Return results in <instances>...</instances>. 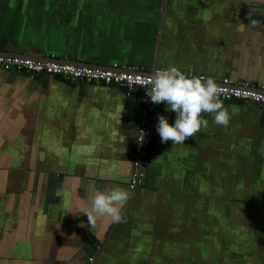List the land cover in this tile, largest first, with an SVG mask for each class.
Masks as SVG:
<instances>
[{
  "label": "crops",
  "instance_id": "obj_1",
  "mask_svg": "<svg viewBox=\"0 0 264 264\" xmlns=\"http://www.w3.org/2000/svg\"><path fill=\"white\" fill-rule=\"evenodd\" d=\"M240 6L0 0V51L263 87L264 32ZM10 76L0 69V264H264V108L161 96L148 184L131 194L141 93Z\"/></svg>",
  "mask_w": 264,
  "mask_h": 264
},
{
  "label": "built area",
  "instance_id": "obj_2",
  "mask_svg": "<svg viewBox=\"0 0 264 264\" xmlns=\"http://www.w3.org/2000/svg\"><path fill=\"white\" fill-rule=\"evenodd\" d=\"M122 68L133 71L130 67ZM0 69L16 75L33 74L62 77L69 81L99 83L108 88H124L127 89L128 94L141 93L143 107L137 135L139 146L132 156L133 171L128 185L131 194L141 187L142 179L145 176V147L150 143L149 137L155 125L162 95L179 96L188 101L235 102L264 108V94L233 88V83L229 79L222 80L220 84L208 85L206 83L209 80L205 77H200L196 81L185 76L171 78L170 73L166 70H157L155 77H150L132 72L78 67L2 55H0Z\"/></svg>",
  "mask_w": 264,
  "mask_h": 264
},
{
  "label": "water",
  "instance_id": "obj_3",
  "mask_svg": "<svg viewBox=\"0 0 264 264\" xmlns=\"http://www.w3.org/2000/svg\"><path fill=\"white\" fill-rule=\"evenodd\" d=\"M240 12H241V18H243L244 20H246L247 22H250L251 26L257 30H260L262 32H264V0H241V6H240ZM0 55L2 56H7V57H13V58H22V59H30L32 57H27V55H19V54H15V53H10V52H6V51H0ZM31 60H35V61H44V62H56V63H61V64H68V65H73V66H78V67H90V68H98V69H102V70H115V71H119V72H132L135 74H142L144 76H150V77H155V76H151V73H144L142 71H138V70H133L131 71V69H123L122 67H100V66H96V65H90L88 63H83V62H78V61H62L59 59H55V58H44V59H31ZM40 76V75H37ZM14 78H16V74L12 73L10 76V81H12ZM57 79L63 80L62 77H56ZM171 78H178L175 76H171ZM193 81H196V79H191ZM206 84L208 85H216V84H220V83H215L212 81H208ZM233 88L236 89H242V90H249V91H255V92H259L264 94V86L263 87H258V85L256 86H236L235 84L232 85ZM122 91L127 92V89L124 88H120ZM137 93V92H134ZM164 97H167L168 99H173V101L175 102H179V103H187L188 100L183 99L179 96H170V95H162ZM262 119L264 121V109H263V113H262ZM157 133L155 132V125L154 128L151 132V135L149 137L150 143L149 145H147L145 147V167H144V178L142 179V184L141 186H145L148 184V179H147V171H148V162H149V155L151 152V147L152 145L157 146V143H153L154 141H156V137H157ZM101 243L98 242L94 237H90V241L88 242V245L86 247V251L89 252V254L95 258L96 254L98 253L99 249H101Z\"/></svg>",
  "mask_w": 264,
  "mask_h": 264
}]
</instances>
